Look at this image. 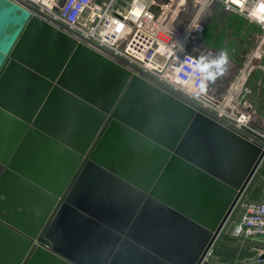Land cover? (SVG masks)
Returning a JSON list of instances; mask_svg holds the SVG:
<instances>
[{
  "label": "water",
  "instance_id": "1",
  "mask_svg": "<svg viewBox=\"0 0 264 264\" xmlns=\"http://www.w3.org/2000/svg\"><path fill=\"white\" fill-rule=\"evenodd\" d=\"M263 165L264 140L0 0V264H212Z\"/></svg>",
  "mask_w": 264,
  "mask_h": 264
},
{
  "label": "built area",
  "instance_id": "2",
  "mask_svg": "<svg viewBox=\"0 0 264 264\" xmlns=\"http://www.w3.org/2000/svg\"><path fill=\"white\" fill-rule=\"evenodd\" d=\"M21 1L79 39L111 53L201 107L238 127H248L247 113L239 111L229 98L220 103L216 94L205 89L201 74L193 72V62L199 57L187 48L204 31L201 13L197 12L202 7L198 0H191L189 9V0H169L163 4L155 0ZM207 1H217L225 11L242 14L264 29V0ZM153 5L157 6V12ZM183 12L187 13L184 19ZM250 189L237 202L225 231L229 230L235 238L254 241L264 238V194L254 199Z\"/></svg>",
  "mask_w": 264,
  "mask_h": 264
},
{
  "label": "rangeland",
  "instance_id": "3",
  "mask_svg": "<svg viewBox=\"0 0 264 264\" xmlns=\"http://www.w3.org/2000/svg\"><path fill=\"white\" fill-rule=\"evenodd\" d=\"M255 24L258 23L242 14L228 13L222 8L212 17L203 37L213 46L215 53L226 52L227 58L230 56L235 58L234 51L238 50V53L243 51L245 40L251 38L255 44L249 48L248 55L252 56L259 42L264 40V29L261 25L256 26ZM199 46L198 39H194L187 51L198 57L199 50H201ZM256 79V81L253 79L248 86L249 93L240 96L244 100L242 105L244 107L248 106L249 109L247 108L248 110L244 111L240 106L238 109L246 112L249 116L248 127H243V129L264 140V79L262 80L260 73ZM261 82H263V85ZM224 96L228 99L230 94H224ZM254 186L256 185L254 184ZM262 194L260 190H256L252 198L260 199ZM261 253V250L253 248L251 240L235 238L228 230L221 234L210 255V261L212 264H250L251 260L257 259Z\"/></svg>",
  "mask_w": 264,
  "mask_h": 264
},
{
  "label": "crops",
  "instance_id": "4",
  "mask_svg": "<svg viewBox=\"0 0 264 264\" xmlns=\"http://www.w3.org/2000/svg\"><path fill=\"white\" fill-rule=\"evenodd\" d=\"M198 1L201 3L200 5L202 7L198 8L199 10L197 12L201 13L199 15L200 21L204 22V32H202L200 35L194 38V39H198L200 43L199 47L201 50H199L198 57L200 58L201 56H207L209 58H215V56L218 53H215L213 46L209 44V42L205 39V37H203V35L212 17L218 10L222 9V6L218 2L217 4L213 5L212 2L210 3L207 0H198ZM211 4L212 7H209ZM189 12H191V10L188 11V13ZM228 13H234V12H228ZM195 15H197V13L194 14V17ZM255 25L257 26L259 24H255ZM191 41L188 47H190ZM262 41L259 42V44L257 45V47L259 46V48L256 47L255 53L251 56L250 54L248 55L249 48L251 47V45H254L255 42H253L251 38H249V40H245V43L243 44L245 49L240 53H238V50H235L234 51L236 54V55L234 54L235 58L234 56H230L228 58V62L225 65V71L223 75H220L214 82L205 83V89L211 90V92L216 94L220 103H224L226 100V98H224L225 97L224 94H230L229 99L232 100V103H235L237 107L240 106V108L242 107L243 110L247 108L249 109L248 106L244 107L242 105L244 103V100L240 96L249 93L248 86L250 85L253 79H255V81L257 80L256 78L259 73L262 80L264 79V65H263L264 40ZM189 49L190 48H188V50ZM248 57L250 59H247ZM262 83L263 82H261V84ZM254 184L256 186H254ZM254 190L255 191L260 190V192L264 194V166L259 172L253 184L251 185L249 194L252 197L255 192ZM252 243H253V248L255 250H259L255 248V246L257 244L264 245V238L259 240H254L252 241Z\"/></svg>",
  "mask_w": 264,
  "mask_h": 264
},
{
  "label": "clouds",
  "instance_id": "5",
  "mask_svg": "<svg viewBox=\"0 0 264 264\" xmlns=\"http://www.w3.org/2000/svg\"><path fill=\"white\" fill-rule=\"evenodd\" d=\"M228 62L227 53L221 52L215 58L201 56L193 62V72H199L203 82H214L225 71Z\"/></svg>",
  "mask_w": 264,
  "mask_h": 264
},
{
  "label": "bare ground",
  "instance_id": "6",
  "mask_svg": "<svg viewBox=\"0 0 264 264\" xmlns=\"http://www.w3.org/2000/svg\"><path fill=\"white\" fill-rule=\"evenodd\" d=\"M256 259H254V260H251V261H255Z\"/></svg>",
  "mask_w": 264,
  "mask_h": 264
}]
</instances>
